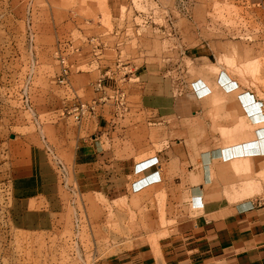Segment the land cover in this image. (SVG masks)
I'll use <instances>...</instances> for the list:
<instances>
[{"label": "crops", "instance_id": "0c3cea01", "mask_svg": "<svg viewBox=\"0 0 264 264\" xmlns=\"http://www.w3.org/2000/svg\"><path fill=\"white\" fill-rule=\"evenodd\" d=\"M129 3L89 4L97 22H90L81 54L66 59L64 83L93 112L78 122L57 113L47 126L42 144L54 167L35 140L25 146L14 159L12 201L24 215L57 207L60 177H70L71 190L124 199L136 224L143 208H164L163 234L96 264H264V84L249 77L242 84L211 62L207 44H193L184 26L178 39L173 27L166 40L184 48L177 62L168 56L138 64L136 56L120 68L100 59L104 47L129 42L126 25H112L108 34L102 12L116 19ZM116 38L119 44L111 43ZM101 77L104 87L95 90Z\"/></svg>", "mask_w": 264, "mask_h": 264}, {"label": "rangeland", "instance_id": "374dc122", "mask_svg": "<svg viewBox=\"0 0 264 264\" xmlns=\"http://www.w3.org/2000/svg\"><path fill=\"white\" fill-rule=\"evenodd\" d=\"M92 2L100 7L99 0H0V264H96L164 233V208H143L136 224L124 199L71 190L70 177H60L58 206L41 213L24 215L11 199L14 159L23 157L29 142L36 141L54 167L53 155L42 144L49 140L47 126L57 113L71 118L66 112L75 103L65 83L57 81L55 53L71 42L78 53L67 50L65 60L81 54L90 22H97ZM158 2L130 0L116 19L102 12L99 23L108 34L112 25H126L129 42L122 46L120 38L110 39L119 45L104 47L97 56L120 68L136 56L138 64L168 56L177 62L184 48L169 47L166 40L173 27L175 40L178 29L190 27L189 39L207 44L211 62L242 84L247 77L254 86L264 84V0ZM133 26L139 29L134 32ZM135 202L128 204L133 208Z\"/></svg>", "mask_w": 264, "mask_h": 264}, {"label": "built area", "instance_id": "2783aa9c", "mask_svg": "<svg viewBox=\"0 0 264 264\" xmlns=\"http://www.w3.org/2000/svg\"><path fill=\"white\" fill-rule=\"evenodd\" d=\"M67 50H70L69 54L78 53L77 47H73L71 42L70 43L66 42V44L63 45V47L61 49H58V52L55 53V54H57V62L59 65V71L57 74V81H58V83H61V84H64L66 72L70 68V66L68 65V63L65 60V56L62 55V53H65ZM103 87H104V77H101L94 83V89L95 90H101V89H103ZM117 97H118L117 104L121 105L122 94L119 91L117 92ZM91 112H93V104L88 105V104L80 102V101H75V103L72 105V107L66 113L71 116V118L74 122H78L80 120V118L83 117V115L85 113H91ZM154 164H156V162L153 163V161H151V163L149 165L151 167ZM58 169L61 170V166L59 164H58Z\"/></svg>", "mask_w": 264, "mask_h": 264}]
</instances>
